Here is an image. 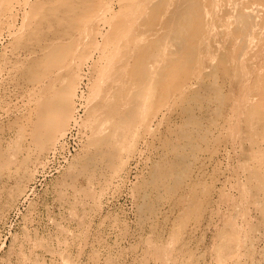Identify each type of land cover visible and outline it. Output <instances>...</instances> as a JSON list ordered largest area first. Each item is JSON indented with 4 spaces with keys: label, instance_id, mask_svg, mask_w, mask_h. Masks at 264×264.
Here are the masks:
<instances>
[{
    "label": "bare ground",
    "instance_id": "bare-ground-1",
    "mask_svg": "<svg viewBox=\"0 0 264 264\" xmlns=\"http://www.w3.org/2000/svg\"><path fill=\"white\" fill-rule=\"evenodd\" d=\"M202 151L201 189L182 174ZM69 155L52 183L60 218L134 163L145 221L165 197L196 218L205 196L222 264H264V0H0V202ZM58 219L52 244L32 245L72 264L84 228ZM155 231L143 262L178 264Z\"/></svg>",
    "mask_w": 264,
    "mask_h": 264
},
{
    "label": "rangeland",
    "instance_id": "rangeland-1",
    "mask_svg": "<svg viewBox=\"0 0 264 264\" xmlns=\"http://www.w3.org/2000/svg\"><path fill=\"white\" fill-rule=\"evenodd\" d=\"M205 156L206 153L202 151L193 159L190 167L184 170V184L189 185L197 180L201 189L207 184L206 168L203 165ZM68 158L48 162L43 167L36 166L32 193L27 198L21 195L15 200L8 198L7 202L5 199L0 202V264H30L26 258L27 253L22 252L25 250L31 253L30 260L38 259L39 264H65L58 258L50 260L59 255L54 252L55 247H50L54 252L52 254L45 246L37 245V242L32 245L34 239L40 238L52 244L50 240L54 238L53 231L48 230L55 226L56 218H59L57 223L64 222L65 226L79 223V229L84 228L82 237L70 241L64 248V254L72 264H157L152 258L143 262L144 250L140 241L146 238L153 242L157 240L155 227L158 226L163 247L172 249L168 257L178 264L223 263V259L216 254L218 246L215 244L218 242L216 231L221 221L217 216L215 225H208L210 208L207 207L205 196L202 197L201 213L196 218L189 216L182 219L180 215H175L172 212L173 202L165 197L157 201V216L152 221H145L139 211L143 207L142 201L132 194L135 192V174L141 171V168L137 170L138 165L135 167L134 163L126 165V181L105 187L102 196L96 201L86 199L72 221L64 217L65 212L60 218L58 200L51 193L54 188L52 183L67 166L71 155ZM215 185L219 191V181ZM47 190L50 193L43 200ZM171 196L177 197V192ZM144 214L150 216L148 210H144Z\"/></svg>",
    "mask_w": 264,
    "mask_h": 264
}]
</instances>
